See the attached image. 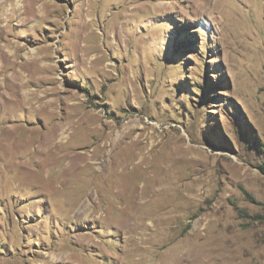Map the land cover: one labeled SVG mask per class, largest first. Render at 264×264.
Segmentation results:
<instances>
[{
  "label": "rangeland",
  "instance_id": "1",
  "mask_svg": "<svg viewBox=\"0 0 264 264\" xmlns=\"http://www.w3.org/2000/svg\"><path fill=\"white\" fill-rule=\"evenodd\" d=\"M0 134V264H264V0H0Z\"/></svg>",
  "mask_w": 264,
  "mask_h": 264
},
{
  "label": "bare ground",
  "instance_id": "2",
  "mask_svg": "<svg viewBox=\"0 0 264 264\" xmlns=\"http://www.w3.org/2000/svg\"><path fill=\"white\" fill-rule=\"evenodd\" d=\"M84 116V115H83ZM91 117V116H90ZM88 119V118H87ZM84 121H87V120H84ZM90 121H92L91 119H90ZM83 122V121H82ZM86 123V122H85ZM81 125V124H80ZM87 126H88V124H87ZM114 130L113 129H110V130H108L104 135L102 134V135H100V134H98V135H96L95 136V141H96V145L97 146H100V147H106L107 148V151L109 150H113V148H115L116 147V142H117V139L115 140L114 138H113V136H114ZM0 136H1V138L3 137V135L2 134H0ZM53 146V145H52ZM51 146V147H52ZM51 147H49V148H51ZM53 149V148H52ZM88 153V154H87ZM64 156H66L67 157V154H63L60 158H62V157H64ZM100 157H98V156H96V155H94V154H90L88 151H82V152H80V153H78V156H77V159H76V161H75V163H83V162H86L85 164H84V166H94V165H96V160L97 159H99ZM94 160V161H93ZM69 164H74V162H70ZM128 165H126V167H127ZM129 168V167H128ZM120 174V173H119ZM123 175V174H122ZM118 176H120V175H118ZM118 179H121V176L120 177H118ZM122 186V185H121ZM121 186H119L118 184L116 185V190L118 191V192H122V189H123V187L121 188ZM123 191H124V189H123Z\"/></svg>",
  "mask_w": 264,
  "mask_h": 264
}]
</instances>
